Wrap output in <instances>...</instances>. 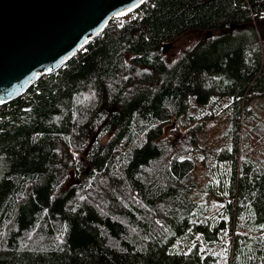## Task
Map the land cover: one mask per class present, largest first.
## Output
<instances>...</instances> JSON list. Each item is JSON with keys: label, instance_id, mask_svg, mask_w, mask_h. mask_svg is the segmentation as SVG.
Returning a JSON list of instances; mask_svg holds the SVG:
<instances>
[{"label": "trees", "instance_id": "16d2710c", "mask_svg": "<svg viewBox=\"0 0 264 264\" xmlns=\"http://www.w3.org/2000/svg\"><path fill=\"white\" fill-rule=\"evenodd\" d=\"M119 25L0 106V264H264V0H147ZM190 98L226 100L182 129Z\"/></svg>", "mask_w": 264, "mask_h": 264}, {"label": "water", "instance_id": "95a60500", "mask_svg": "<svg viewBox=\"0 0 264 264\" xmlns=\"http://www.w3.org/2000/svg\"><path fill=\"white\" fill-rule=\"evenodd\" d=\"M146 1L0 0V106L63 66L112 19Z\"/></svg>", "mask_w": 264, "mask_h": 264}, {"label": "rangeland", "instance_id": "374dc122", "mask_svg": "<svg viewBox=\"0 0 264 264\" xmlns=\"http://www.w3.org/2000/svg\"><path fill=\"white\" fill-rule=\"evenodd\" d=\"M233 36V39L229 43V46H239L243 42V37L241 34L235 33ZM194 39L188 36L178 38L173 43L168 45L165 48V58L168 62L175 61L176 58L179 56V54L184 51L185 49L189 48L193 43ZM226 99H218V98H212L211 101L207 105H198L193 98L189 99V111L186 116H184L180 121V127L182 129H186L189 125V118L193 117L195 120H199L204 115H210V113H214L217 110L220 109L221 104L223 103L222 108L224 107ZM211 124L207 122L203 128L202 132L199 135V142L198 147L199 150H197L195 153H193V156L203 157L205 154H208L211 152L210 149H214V145H210L214 142V136L216 131H210ZM210 166H211V173L215 177V181L218 185L219 177L222 175V170L216 166V162L211 159L210 160ZM221 179V178H220ZM220 195H224V192L220 190ZM225 219V215L223 212H220L216 215H214L212 222L218 223L220 220ZM224 231H220V245H226L227 240L223 236ZM196 240L198 243H200L202 248H205L206 244L202 242V239L197 235ZM183 244L180 243L178 246L181 247Z\"/></svg>", "mask_w": 264, "mask_h": 264}, {"label": "built area", "instance_id": "2783aa9c", "mask_svg": "<svg viewBox=\"0 0 264 264\" xmlns=\"http://www.w3.org/2000/svg\"><path fill=\"white\" fill-rule=\"evenodd\" d=\"M135 12H136V11H135ZM135 12H133V13H135ZM133 13H132V14H133ZM132 14H130V15H132ZM130 15H128V16H126V17H124V18H120V19H112V20L109 22V25H111V24L114 23V21H115V22L120 23L119 28H121V27H122V22L128 20L129 17H130Z\"/></svg>", "mask_w": 264, "mask_h": 264}]
</instances>
